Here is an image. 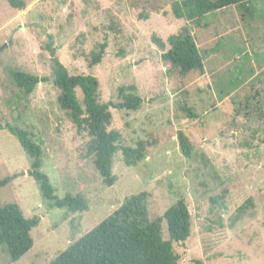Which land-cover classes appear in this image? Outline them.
Returning a JSON list of instances; mask_svg holds the SVG:
<instances>
[{"label":"rangeland","instance_id":"1","mask_svg":"<svg viewBox=\"0 0 264 264\" xmlns=\"http://www.w3.org/2000/svg\"><path fill=\"white\" fill-rule=\"evenodd\" d=\"M23 1L24 8L16 9L0 0V124L26 129L41 145V171L54 194H80L88 209L53 207L28 174L31 158L8 130L0 129V180L17 174L0 187V205L15 202L26 217H40L31 232L32 248L12 261L3 245L0 264H48L127 196L142 191L150 218L180 198L187 204L189 237L172 244L178 264H264V74L251 77L264 65V0L246 9L234 5L209 14L221 26L223 21L239 22L236 34L217 39V51L234 56V64L229 73L220 70L209 80L196 71L180 74L161 58L168 46L162 50L152 42L154 35L166 42L193 23L175 18L169 5L143 19L138 16L141 8L129 4L132 0ZM189 29L198 39L194 28ZM103 41L105 53L90 67V52ZM46 43L70 74L97 78L103 102L121 101L119 87L135 85L138 109L110 108L109 128L120 131L122 145L134 146L160 129L168 134L135 166H126L119 151L112 186L102 182L92 159L84 156L86 133L78 134L58 107ZM14 69L49 80L38 82L26 99L18 98L10 77ZM77 97L82 98L79 90ZM184 103L196 118L186 117L180 109ZM178 131L191 143L189 156L181 151ZM248 199L251 205L237 214ZM162 236L167 239L164 223Z\"/></svg>","mask_w":264,"mask_h":264},{"label":"trees","instance_id":"2","mask_svg":"<svg viewBox=\"0 0 264 264\" xmlns=\"http://www.w3.org/2000/svg\"><path fill=\"white\" fill-rule=\"evenodd\" d=\"M253 0H132L133 8H141L140 18L147 19L150 12L158 13L166 5L173 16L187 22L199 21L206 14L232 5L243 9L251 7ZM16 9H23V0H7ZM152 42L164 50L163 61L186 75L191 71L203 73L202 55L196 45L188 25L170 34L166 42L154 35ZM107 46L106 41L97 44L89 55L88 65L100 63ZM51 59L52 84L58 90L57 104L60 110L73 123L78 134L86 133L88 140L84 146V156L91 158L102 182L112 186L116 176L112 172L115 155L120 151L126 166H135L168 138L164 129L151 133L146 139H139L134 146L122 145V135L117 129H110L112 114L110 108L136 110L141 99L135 94V85L119 87L122 100L119 102L100 100L99 82L91 74H70L60 62L55 48L45 44ZM13 84L18 89V98L26 99L38 82H46L48 77H38L24 71H10ZM81 93V100L77 97ZM180 109L189 119L196 118L192 108L184 103ZM12 134L23 151L31 158L28 171L38 184L42 196L52 202L53 207L66 208L70 212H83L88 209L87 200L77 194H66L59 198L54 194L48 176L41 171L42 149L30 133L17 125L0 124ZM181 151L190 155L191 143L182 132H177ZM17 174L7 175L0 180V187L15 179ZM147 193L142 191L127 196L123 203L92 229L56 255L48 264H178V255L173 250V242H184L190 234V213L185 200L180 198L169 206L162 215L150 218L146 205ZM251 205L248 199L238 208L241 214ZM40 217H26L18 203L0 205V247L6 246L12 261L20 259L33 246L32 230L38 226ZM162 223L165 224L167 239L162 236ZM195 264H203L195 261Z\"/></svg>","mask_w":264,"mask_h":264},{"label":"crops","instance_id":"3","mask_svg":"<svg viewBox=\"0 0 264 264\" xmlns=\"http://www.w3.org/2000/svg\"><path fill=\"white\" fill-rule=\"evenodd\" d=\"M252 2L253 4H256L255 0ZM209 14L205 15L206 18L208 17V19H203L205 16L202 17L199 21V24H196V22H193L192 25L189 24V27L191 29L194 28L193 31L199 35V40L197 38L194 40L203 59V73L200 74V77L204 76V78L207 80L210 79V75L219 72L220 70H222L223 73H229L228 71L230 70L229 68L231 64H234V56H224L223 54L219 53L217 51V39L219 37L228 36V34L234 35V33L236 34L239 28V22L237 19L235 20V23L232 24H227L223 21V25L221 26V20L219 19L218 22H215L214 20L212 23L210 21ZM201 50L204 51V54L201 52ZM261 74H264V65L254 71V74L251 77H257ZM262 77H264V75L261 76V78ZM246 83L248 82L246 81L245 84Z\"/></svg>","mask_w":264,"mask_h":264}]
</instances>
